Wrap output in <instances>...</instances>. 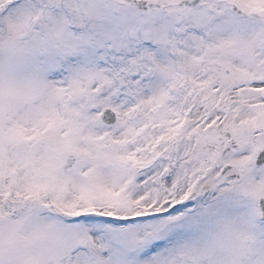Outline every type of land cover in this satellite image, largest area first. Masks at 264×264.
Returning <instances> with one entry per match:
<instances>
[{"label":"snow or ice","instance_id":"snow-or-ice-1","mask_svg":"<svg viewBox=\"0 0 264 264\" xmlns=\"http://www.w3.org/2000/svg\"><path fill=\"white\" fill-rule=\"evenodd\" d=\"M0 264H264V0H0Z\"/></svg>","mask_w":264,"mask_h":264}]
</instances>
